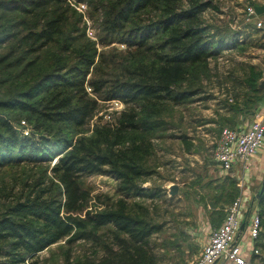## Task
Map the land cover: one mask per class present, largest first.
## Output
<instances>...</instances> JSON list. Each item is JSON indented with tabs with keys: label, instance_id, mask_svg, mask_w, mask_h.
Here are the masks:
<instances>
[{
	"label": "trees",
	"instance_id": "16d2710c",
	"mask_svg": "<svg viewBox=\"0 0 264 264\" xmlns=\"http://www.w3.org/2000/svg\"><path fill=\"white\" fill-rule=\"evenodd\" d=\"M65 2L0 0V264H157L152 236L167 193L143 185L158 174L156 139L176 134L178 105L214 97L203 83L209 59L264 47V28L209 20L212 0H97L101 36L125 44L99 50ZM233 73L234 100L222 106L251 118L264 103L263 70ZM112 99L123 106L91 124ZM21 119L29 134L12 123ZM218 121L217 131L234 127ZM36 129L46 132L39 140ZM175 136L192 150L191 135ZM92 173L115 178L118 195L92 193ZM259 214L264 224V191ZM55 244L57 257L40 256Z\"/></svg>",
	"mask_w": 264,
	"mask_h": 264
},
{
	"label": "crops",
	"instance_id": "0c3cea01",
	"mask_svg": "<svg viewBox=\"0 0 264 264\" xmlns=\"http://www.w3.org/2000/svg\"><path fill=\"white\" fill-rule=\"evenodd\" d=\"M260 3L264 5V0H261ZM257 17H264V10ZM240 62L242 63V61ZM258 65L260 64L258 63ZM235 70L233 69L232 71L235 72ZM217 82L221 86L226 83L220 79ZM225 88L226 91H221V94H226L224 100L226 99L227 102H232L234 100L232 80ZM212 95L214 97L210 99V102L213 100V103H210V105L216 104V107L211 112L213 116L208 117L210 115L209 113L207 115V118L211 120L202 124L197 122L198 127L202 126L207 131L201 132L202 136H206L209 132L216 130V127L219 126L218 118L220 116H224L226 124L234 126L242 125L250 119V116L243 112L226 109V107L222 106L223 100L219 101L214 93ZM259 109V111H264V104ZM188 135L192 136L195 145L188 152L184 149L183 143L181 142L184 155L188 156V153L194 154L200 151L204 152V150L211 151L212 145L214 144L213 140H205L204 142L198 139L197 141L198 133H188ZM163 146L164 149L162 151L165 152V155L169 154V145L166 144ZM177 158H180L179 155ZM197 160L199 161L200 159ZM182 162L183 164L181 163L180 165V162L178 164V167L179 165L181 167L176 175L177 181L173 180L171 176L167 179L163 178L166 183L164 185L162 184V186L166 188L167 198L171 200L176 199V204L173 209L177 212V216L162 220L163 224L160 232L154 233L152 236L156 242L155 251L159 254L157 264H190L193 262L200 254L202 245L208 238L210 230L221 223L224 217L223 211L225 205L231 202L241 190L245 193L246 198L244 205L245 219L241 223L236 241L240 243L242 254L250 264H264L263 222H261V236L259 239H251L248 233L250 214L255 207L259 209V196L264 191V188L262 189L264 185V144L259 153L250 160L247 170H244L241 162H237L232 168L224 170L215 161L214 166L216 170L212 168L208 169L210 172H213L211 177L206 175V172L204 174L194 172L189 167V164H193L192 159L183 157ZM243 171L246 175V180L245 186L242 188L238 185V182ZM202 177H207L208 180L206 183L201 181V186L198 187L197 183ZM148 182L150 180L144 182L143 185L150 186L146 185ZM172 183L177 184L175 194L169 193V185ZM209 191L213 195L209 197L210 199L204 201L200 196L209 195ZM191 195L192 198L189 199ZM254 249H257V251ZM214 264H230V261L222 256Z\"/></svg>",
	"mask_w": 264,
	"mask_h": 264
},
{
	"label": "rangeland",
	"instance_id": "374dc122",
	"mask_svg": "<svg viewBox=\"0 0 264 264\" xmlns=\"http://www.w3.org/2000/svg\"><path fill=\"white\" fill-rule=\"evenodd\" d=\"M260 2L261 0H253ZM212 3L216 5L214 9H209L206 12V17L209 20H213L216 23H224L225 20L228 19V24L232 28H238L243 23L249 21L252 24H255L257 26V20H261V25L259 27L264 28V17H254L251 19H247L245 12L242 13L245 10V7L250 3V0H212ZM66 5L69 6V9L75 13V17L80 18L77 25L80 27L82 31L85 32V40H91L94 41L95 46L99 49H107L109 47L115 46L117 48L123 49L125 47V44L120 42L119 40L114 41H107L105 42V39L107 40L108 37L105 39L103 38V29H102V23H103V17H104V10L103 7H97V0H66ZM234 15L235 17L231 16ZM254 37L257 38L258 42H261L262 40L259 39V35H255ZM264 41V40H263ZM223 54L224 58H227L228 61L225 63H218L215 58L209 59V75L205 76L203 83L206 87V93H214L215 96L218 97L219 101H222L224 99V96L226 94H221V91H226V85L230 83L231 81V75L233 73V69L236 72L241 71V67L245 63H255V65L262 67L263 73H264V47H256V46H249L246 48L244 53H240L236 48L235 49H227L221 52ZM220 55V54H219ZM218 55V56H219ZM241 59V60H240ZM242 61V63L240 62ZM258 63L260 65H258ZM235 64V65H234ZM237 66V67H236ZM221 80L224 83L222 86L218 84V80ZM264 80V74L261 78L260 82ZM264 88L263 86H261ZM226 97V96H225ZM213 99V98H210ZM210 99H200L192 102L182 103L178 105L174 111L173 114V127L170 128L168 131L174 132L176 134L181 132L186 133H198L197 141L198 139L205 142L213 140L215 142V139L218 138V135L220 134V130H213L209 132L206 136H202L201 132H207L204 130V127L199 126L197 124L198 119L206 118L208 113L209 116L211 115L216 107V104L210 105ZM215 103V102H214ZM263 105V104H262ZM123 106V105H122ZM258 105V109H259ZM121 108V107H120ZM118 106L112 101H105L104 103H101L100 111L90 120V123L92 124L95 122L99 115L102 116L103 119L109 118L112 111L116 109H120ZM25 120V125L31 129H33V124L30 123L26 119H21L19 122L13 121L12 123L18 129L19 124H21V121ZM19 130V129H18ZM169 132V133H170ZM41 134H46V132L41 129L35 130V136L34 138L36 140H39V136ZM164 136L163 138L156 139L157 144V155L160 161V165L158 166V174L152 176L151 183L148 182L146 185H164L166 182L163 180V178L167 179L170 176L173 180L177 181L176 175L180 169L181 163L183 164V157H188L189 159H192L193 164H189V167L193 169L194 172H200L201 174H204L206 172V175L212 177V171L210 172L208 169H215V160L213 158L212 152L208 150H204V152H197L194 154L188 153L187 155L183 154V149L181 145L180 138L175 136ZM217 140V139H216ZM213 142V143H214ZM169 145V154L165 155V152L162 150L164 149L163 145ZM193 153V152H192ZM179 155L180 158H177ZM182 159V160H181ZM197 159H200L201 162H199ZM180 162V165L178 167V164ZM183 167V166H182ZM188 174V173H187ZM208 180L207 177H202L201 180L197 183V186H201V181L206 183ZM85 182L93 188L92 193H108L111 196H117L118 190H117V180L107 174H101V173H92L89 175H86ZM213 185L212 183H210ZM209 195H201L200 197L206 201V199H210L209 197L213 195L211 191H209ZM192 198V195L189 199ZM176 204V199H165L162 202H158V217L161 220H166L169 218H174L177 215V212L173 209L174 205ZM171 207V208H170ZM168 209V210H166ZM159 233V232H158ZM58 246L57 244L52 245L50 249H44L39 252L40 256H49V258L52 256L51 250H55L58 253ZM90 250L92 248L91 243H84V246L80 243L76 242L73 245V250H84V249ZM101 253V252H100ZM52 257H57V254H53ZM51 257V258H52ZM50 259L48 260V262Z\"/></svg>",
	"mask_w": 264,
	"mask_h": 264
},
{
	"label": "built area",
	"instance_id": "2783aa9c",
	"mask_svg": "<svg viewBox=\"0 0 264 264\" xmlns=\"http://www.w3.org/2000/svg\"><path fill=\"white\" fill-rule=\"evenodd\" d=\"M244 12L247 19L258 15L253 4L247 5L242 13ZM256 23L259 27L262 22L258 19ZM216 60L217 64L228 61L223 54L217 56ZM112 101L118 108L123 105L119 99H112ZM259 106L261 107L262 104ZM259 110L255 109L254 115L244 124L234 127L224 126L221 129L219 137L212 145L211 152L222 169H230L235 163L241 162L244 170H247L250 160L261 150L264 144V111ZM21 122L18 127L20 132L29 134L30 128L25 125V120ZM245 176L243 171L238 182L242 188L245 186ZM245 200V193L241 190L231 202L225 205L221 223L210 230L200 254L190 264H214L222 256L229 259L230 264H250L242 254L240 243L236 241L241 223L245 219ZM260 228L261 216L258 207H255L249 217L248 233L251 239L258 236ZM254 250L257 251V249Z\"/></svg>",
	"mask_w": 264,
	"mask_h": 264
},
{
	"label": "water",
	"instance_id": "95a60500",
	"mask_svg": "<svg viewBox=\"0 0 264 264\" xmlns=\"http://www.w3.org/2000/svg\"><path fill=\"white\" fill-rule=\"evenodd\" d=\"M255 8H256V13L260 14L264 10V5L263 4H257V5H255ZM259 85L264 87V80L261 81L259 83ZM263 188H264V185H263L262 189ZM176 191H177V184L176 183L170 184L169 185V193L170 194H175Z\"/></svg>",
	"mask_w": 264,
	"mask_h": 264
}]
</instances>
